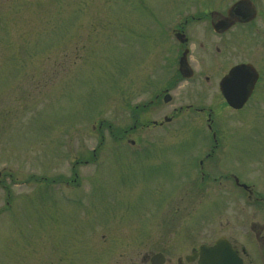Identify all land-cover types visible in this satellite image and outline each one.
Returning <instances> with one entry per match:
<instances>
[{"label":"rangeland","instance_id":"374dc122","mask_svg":"<svg viewBox=\"0 0 264 264\" xmlns=\"http://www.w3.org/2000/svg\"><path fill=\"white\" fill-rule=\"evenodd\" d=\"M234 1L0 0V264H196L184 255L245 216L230 173L264 195V0L224 35L230 52L196 35L209 84L147 104L173 56L161 31ZM243 60L260 78L233 110L217 83ZM246 254L264 264V246Z\"/></svg>","mask_w":264,"mask_h":264},{"label":"flooded vegetation","instance_id":"af4514ba","mask_svg":"<svg viewBox=\"0 0 264 264\" xmlns=\"http://www.w3.org/2000/svg\"><path fill=\"white\" fill-rule=\"evenodd\" d=\"M250 4V9H254V4L253 0H248ZM235 2V1H234ZM228 7L225 10L224 13H217L214 11H211L209 13V18L207 19L206 24H204L205 27H203L199 22H202L203 19L197 18L194 19L195 17L191 16L190 18L185 17L183 19H179L176 22L172 24V27L168 29L165 33V31H161L163 35L168 36L173 39V43L167 48V50L171 53H173V56L169 58L167 61L163 62V67H166L164 69V73L162 75V81L161 85L159 84L157 87V91L153 93V97L148 100L147 104H153L157 102L158 99H161L164 103H167V100H171V91L174 88L177 87H184V86H190L191 90L193 89V85L200 84L199 86H202L203 83H210V74L207 75L205 73H200L199 71L193 69L190 66L189 62V55L191 52H193V41L197 40V34H199V38L202 37L204 41L198 42V46L202 48V53H207L209 52L208 50L211 48V42L213 40L206 39V33L209 35H213V38H215V41H219L220 44L214 43L213 49L216 52H221L222 50L230 52L231 49V43H228L227 36H224L227 34L228 31H231L232 28L235 26H244V24L249 23L252 20H248V18H244V14H246L245 10L243 7L236 8L232 10L228 14ZM240 9V11L235 12V10ZM170 21L169 19L162 23L161 26L165 23ZM205 23V22H203ZM169 25V24H168ZM211 33V34H210ZM200 40V39H199ZM196 47V45H195ZM206 56V55H205ZM173 67L172 71L167 72L169 70L168 67ZM240 63H250L245 60L243 61H238L235 64H230L229 67L227 68V71L223 73L219 78H218V89H219V82L221 78L229 71L231 67H233L236 64ZM170 67V68H171ZM260 78V73L258 72ZM258 80L255 84V87L258 83ZM254 89L252 90V93L250 97L254 93ZM193 92V91H189ZM168 95V96H167ZM222 97V95H221ZM223 98V97H222ZM167 99V100H166ZM224 100V98H223ZM170 102V101H169ZM225 102V101H224ZM227 105V104H226ZM185 108L187 110H190V108L196 110L197 112L203 111L202 107H193L192 104H187L185 105ZM173 113L181 112L183 110V107L180 105L178 107H173ZM186 110V111H187ZM210 117V114L208 113V118ZM166 116L164 117V119ZM174 119L173 114L170 115L167 120H164V122L169 123ZM210 119V118H209ZM156 124V123H155ZM163 122L157 123V125H162ZM209 127V126H208ZM214 136V135H213ZM201 163V161H200ZM231 178L234 180V187L237 190L242 191L241 194H236L235 198L236 200H233L235 204V211H240V214L242 216V213L245 214L244 217H239L236 216V218H232L231 222L228 221L229 232L228 235H221L217 237L212 243L206 244V243H201L199 244L196 248L193 247L190 251L189 254L184 255V260L186 262H195L196 264L198 263L199 255H197L193 260L188 261L187 256L196 253V249L200 245H207V246H212L218 240L219 238H223L226 240L231 248L236 252L237 256L241 260L242 264H256V263H251V259L249 258L246 260V249L247 248H252L253 250L259 249L264 246V222H261L260 220L258 221L256 219V215H259L262 213L260 216L264 217V195H260L259 193H255L253 189L249 187L248 184L241 182L239 180V177L237 175H234L233 173H230ZM245 192V193H244ZM237 198L240 200H237ZM241 201L242 204L240 205L238 202ZM252 202L255 207V211H250L247 210L248 203ZM262 208V211H260V208ZM238 214V213H236ZM230 223V225H229ZM240 228L242 231H244V236H242V240L234 238V234H236L238 237L240 236L239 233L235 232L232 228ZM247 247V248H246ZM157 253L161 252H156L151 257L148 259L151 264H157L158 258H154L153 256ZM257 253V251H256ZM256 259L258 260V253ZM162 254V253H161ZM163 255V254H162ZM260 255V253H259ZM255 259V260H256ZM264 259V257H263ZM165 261V258H163V263ZM178 264H182V261L178 259Z\"/></svg>","mask_w":264,"mask_h":264},{"label":"water","instance_id":"95a60500","mask_svg":"<svg viewBox=\"0 0 264 264\" xmlns=\"http://www.w3.org/2000/svg\"><path fill=\"white\" fill-rule=\"evenodd\" d=\"M240 6L243 7L246 12L244 18L251 19L255 16V8L248 10L250 8L248 0H238L235 2L228 9V14ZM238 11H240V9L235 10V12ZM257 78L258 73L251 64H237L220 80L219 89L226 102L231 107L238 109L242 107L248 99ZM197 255H199L198 264H241V260L236 252L223 238L216 240L212 246L201 245L196 250V253L187 256V260L191 261ZM153 257L158 258L157 264L163 261V256L161 254H156Z\"/></svg>","mask_w":264,"mask_h":264}]
</instances>
